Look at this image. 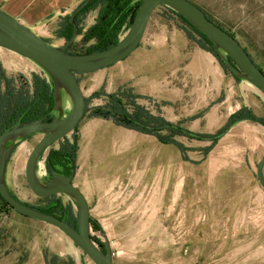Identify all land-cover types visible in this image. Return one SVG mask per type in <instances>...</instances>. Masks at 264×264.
Masks as SVG:
<instances>
[{
	"label": "rangeland",
	"instance_id": "obj_1",
	"mask_svg": "<svg viewBox=\"0 0 264 264\" xmlns=\"http://www.w3.org/2000/svg\"><path fill=\"white\" fill-rule=\"evenodd\" d=\"M189 1L232 34L264 72V0ZM95 15L86 16L88 23H93ZM83 21L82 34L70 52L83 54L92 45L83 40L88 29ZM167 22L168 27L163 24ZM182 25L169 9L159 7L145 33L144 43L149 46L154 40L159 47L168 34V85L161 78L154 79L156 84L147 89L144 84L150 73H145L126 86L139 96L135 100L139 105L145 97L137 93L156 97L141 106L168 122V133L161 135L172 143L161 144L152 135L109 120L85 119L77 133L78 173L73 184L86 196L91 218L101 227L102 233L92 230V237L109 243L113 264H264V189L255 175L264 154V94L224 68L221 50L212 55L190 36L186 43L174 30ZM123 34L118 35L119 41ZM47 42L53 44L56 39ZM189 45L207 55L208 68L200 62L199 75L185 69L186 55L181 51L192 49ZM139 52L126 64L78 76L90 108L104 106L107 95L125 87L127 83L120 78L134 61L149 62L135 57ZM0 64L7 78L16 79V87L19 77L29 83L33 74L47 77L35 63L3 48ZM53 108L55 119L66 117L72 100L62 91L59 97L55 95ZM239 112L246 118L230 126L231 117ZM223 128L227 130L219 139L207 138ZM72 137L69 134L67 139L72 141ZM41 138L36 134L6 145L13 147L6 186L17 200L33 207L43 204L29 190L24 169ZM45 156L37 165L41 182L50 177L45 169L40 172ZM58 197L78 213L73 199ZM45 258L50 264H93L58 229L15 211L0 215V264H46Z\"/></svg>",
	"mask_w": 264,
	"mask_h": 264
},
{
	"label": "water",
	"instance_id": "obj_2",
	"mask_svg": "<svg viewBox=\"0 0 264 264\" xmlns=\"http://www.w3.org/2000/svg\"><path fill=\"white\" fill-rule=\"evenodd\" d=\"M81 3L71 14L76 15L90 2ZM167 7L182 16L224 52L221 61L238 78H244L264 94V72L255 64L240 42L208 19L205 12L189 0H143L134 22L124 37L113 47L89 54H71L66 49L77 37V28L68 43L54 47L36 36L28 27L0 9V48L14 52L35 63L49 76L56 97L66 92L72 100V110L66 117L50 122L39 119L14 125L0 135V195L18 214L58 229L72 241L93 264H113L109 243L103 242L105 252L92 241L91 210L86 196L73 184L76 170L69 176L54 174L45 182L37 175L40 158L56 144L72 134L83 120L87 103L80 87L79 75L93 74L127 59L140 46L148 23L158 7ZM40 134L42 138L31 150L25 164L24 177L31 193L39 200L52 196H68L75 201L78 223L74 228L55 216L37 211L13 197L6 186L5 174L12 146L9 142ZM256 178L264 189V154L256 166Z\"/></svg>",
	"mask_w": 264,
	"mask_h": 264
},
{
	"label": "trees",
	"instance_id": "obj_3",
	"mask_svg": "<svg viewBox=\"0 0 264 264\" xmlns=\"http://www.w3.org/2000/svg\"><path fill=\"white\" fill-rule=\"evenodd\" d=\"M80 1L83 3L86 0ZM142 2L143 0H91L76 15L73 22L70 21V15L60 17L55 37L63 39L68 43L74 34L75 27L77 28V36L81 35L82 29L80 25L83 21L82 18L85 19L89 13L94 12L96 13L94 21L83 34L84 42L88 44L92 43V45H90L88 50L83 54L109 49L119 42L117 37L120 33L126 34L130 29ZM170 11L181 22V25L183 24L179 27L188 36L194 39L200 48L212 55H216L217 48L207 37L182 16L172 10ZM207 17L211 20L208 15ZM197 37L199 38L196 39ZM74 42L75 40L66 51L71 54H81L70 52L69 49L74 47ZM47 43L49 44V42ZM224 68L228 70L225 65ZM18 79H20V85L16 87V79L7 78L0 64V135L6 129L17 124L29 123L39 119L50 122L55 119L53 116V102L55 97L54 85L49 76L41 77L33 74L32 83L24 81L23 77H19ZM126 97L130 100L125 102L124 100H126ZM107 98L108 101L104 106L94 108H90L89 99L86 100L87 108L83 120H109L116 124V126L145 135H152L161 144L168 145L172 143V141L168 139V136L161 135L162 131L168 133V126H170L168 122L161 119L159 116H154L146 107L137 104L136 101L139 99V96H135L131 89L126 88V86L123 88L120 87L115 93L107 95ZM127 105H129L130 108ZM245 118L246 117L242 116L241 112L237 113L234 117H231L230 126ZM247 118H249V116H247ZM78 128L79 126L72 133V141L68 140L67 137L64 138L63 144L61 145V143H59L58 149L54 147L51 148L45 156L44 165L48 175L60 174L69 176L72 170L77 169L76 158L79 150ZM225 130L227 129L223 128L216 136L207 138H212L215 141L225 133ZM39 201L43 204L42 206L30 207L37 211L55 216L74 228L77 227L78 213L73 212L72 207L67 205L64 206L58 196H52ZM10 211L14 210L0 195V215L4 213L7 214ZM91 227L93 232L102 233L100 225L92 218ZM97 240L99 241V239H95V236L92 237V241L105 252L102 243H98ZM45 261L46 264H50L51 262L46 258Z\"/></svg>",
	"mask_w": 264,
	"mask_h": 264
},
{
	"label": "crops",
	"instance_id": "obj_4",
	"mask_svg": "<svg viewBox=\"0 0 264 264\" xmlns=\"http://www.w3.org/2000/svg\"><path fill=\"white\" fill-rule=\"evenodd\" d=\"M80 3H81L80 0H0V9L8 16L16 19L21 24L28 27L36 36L46 41L47 39L53 37L54 39H56V43L52 44L49 42V44L53 45L54 47H60V45L62 44L64 45L66 43L63 39H58L57 37L55 38V32L57 30V25L60 20V17H64L65 15H70L80 5ZM93 18L91 20H93ZM87 19L88 18H86V20L83 21V23L85 24L86 28H89L92 25V22L88 23ZM149 24L150 21L148 23V26ZM163 24L168 27V22ZM174 30L176 34H178L179 36H184L186 43H188V39H187L188 35L179 26L175 27ZM144 41H145V34L140 46L137 49L140 50V52L137 55H135V57L139 56L138 59H148L149 62H140V60L138 62L134 61L131 68L127 69L126 74L120 78L121 79L120 82L127 83L125 85L127 86L128 83H130L131 81H133L134 83V79H136L141 74L150 73L149 75L150 80L146 81V83L144 84L147 87V89H149V87H152L153 85L156 84L157 81L156 82L152 81L154 79L158 80L161 78L165 82V84L168 85V47H169L168 34L165 35V39L163 41H160L163 43L162 46L160 47L158 46L159 42L155 43L154 40L151 42L149 46L146 45ZM189 47H191L192 49L189 48L186 49L185 51L184 50L181 51L182 56L186 55L185 60H183L185 64H187L185 66V69L187 72L191 70L196 72L197 75H199L200 68L197 66L199 65L200 62L204 64L206 68H208V66H206L207 55L200 52L203 51L200 48L199 51H195L198 50L196 46L189 45ZM211 58L212 57L210 55L208 59L211 60ZM127 59L118 63V65L126 64L123 62H125ZM133 59H130V61ZM189 59L190 61L188 62ZM182 62L180 63V67H182ZM163 66H165L166 68L165 70ZM158 67H161L164 70V73L162 71H156ZM119 68L122 69V67ZM151 70H153V72H150ZM201 72L203 73V70ZM159 73H162L163 76L156 77V75ZM61 92L62 90L60 91V94ZM137 95L145 97L144 103L141 104L144 106L146 100L152 103V99L156 98L154 95L147 94L146 92H140V94L137 93ZM77 173L78 172L76 169V174Z\"/></svg>",
	"mask_w": 264,
	"mask_h": 264
},
{
	"label": "bare ground",
	"instance_id": "obj_5",
	"mask_svg": "<svg viewBox=\"0 0 264 264\" xmlns=\"http://www.w3.org/2000/svg\"><path fill=\"white\" fill-rule=\"evenodd\" d=\"M23 151H24V149H23ZM44 166H45V165H44V161H43L42 165L40 166V172L44 171V169H45Z\"/></svg>",
	"mask_w": 264,
	"mask_h": 264
},
{
	"label": "flooded vegetation",
	"instance_id": "obj_6",
	"mask_svg": "<svg viewBox=\"0 0 264 264\" xmlns=\"http://www.w3.org/2000/svg\"><path fill=\"white\" fill-rule=\"evenodd\" d=\"M50 177H51V176H50ZM50 177H49L48 179H50ZM48 179H47V180H48ZM47 180H46V181H47Z\"/></svg>",
	"mask_w": 264,
	"mask_h": 264
}]
</instances>
